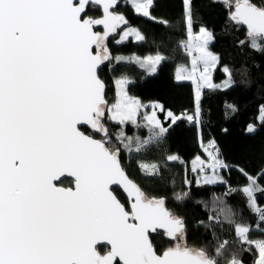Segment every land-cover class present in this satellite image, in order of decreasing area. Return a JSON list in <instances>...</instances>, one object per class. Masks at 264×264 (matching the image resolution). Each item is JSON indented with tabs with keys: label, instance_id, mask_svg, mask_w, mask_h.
Wrapping results in <instances>:
<instances>
[{
	"label": "snow or ice",
	"instance_id": "1",
	"mask_svg": "<svg viewBox=\"0 0 264 264\" xmlns=\"http://www.w3.org/2000/svg\"><path fill=\"white\" fill-rule=\"evenodd\" d=\"M214 2L225 9L229 24L246 30L239 44L247 42L264 52V2ZM118 3L0 0V264H244L239 254H229V241L217 236L215 228L222 223L232 226L234 242L253 256L251 264H264V208L257 206L255 196L264 193L258 183L264 170L257 177L241 170L248 183L225 193L239 191L247 198L262 238H252L250 226L234 219L231 207L213 209L217 215L200 222L218 241L211 253L190 245L185 220L166 207L163 197L150 196L128 176L122 150L139 153L153 142L162 143L168 127L157 112L166 111L162 105H152L151 114L141 111L147 106L129 95L127 76L115 79V95L109 99L102 66L125 61L113 56L109 37L129 23L114 11ZM182 3V47L191 67L178 68L176 79L195 86V111L182 117L171 111L166 115L169 124L186 119L199 125L202 89L220 87L212 82L220 58L209 50L214 34L204 27L193 30L192 0ZM130 4L137 15L155 19L154 0ZM90 8L102 9V15H89ZM130 35L144 40L129 27L115 43ZM164 59L158 53L128 62L153 73ZM223 70L228 74L223 87H230L231 73ZM259 111L264 123V106ZM110 125L119 130L113 134ZM128 125L146 129L147 139L127 135ZM247 130L254 132L255 127ZM205 151L211 162L197 157L192 166L194 173H203L197 186L226 184L218 169L227 165ZM167 160L179 158L169 155ZM140 168L147 176L160 172L156 164L142 163ZM187 196L177 193L175 199L180 202ZM161 238L170 242L168 247L158 248L155 241Z\"/></svg>",
	"mask_w": 264,
	"mask_h": 264
},
{
	"label": "trees",
	"instance_id": "2",
	"mask_svg": "<svg viewBox=\"0 0 264 264\" xmlns=\"http://www.w3.org/2000/svg\"><path fill=\"white\" fill-rule=\"evenodd\" d=\"M254 2L260 4L264 0ZM116 12L124 15L129 23L122 26L118 34L109 37L113 56L125 57V61L119 64L113 61L112 64L102 66L101 75L108 84L109 99L114 97L115 79L124 75L131 80L128 85L129 95L142 103H158L177 116L193 114V86L187 81H175L174 76L175 69L180 65H188L190 60L182 47V42L186 40L182 0H154L151 15L155 19L137 15L128 3H119ZM192 12L193 30L197 31L203 26L215 36L209 49L220 59L212 74L213 82L221 83L226 78L223 72L226 67L231 73V87L226 90L215 88L202 91L199 125L188 124L183 120L169 124L164 120V112L159 113L162 122L168 127L163 142H153L139 153L122 150V163L128 176L146 193L163 197L166 207L185 220L189 244L198 248L206 247L211 253L218 241L212 237L213 230L203 227L200 222H207L209 215H217L213 209L231 207L235 212L234 219L248 224L252 229L250 236L254 239L262 238L256 229L258 217L248 207L247 198L239 191L231 195L225 193L229 188L240 189L248 183L241 170L253 177L260 176L264 170V123L257 120L259 109L264 106V52L253 50L247 42L239 44V41L246 39V30H236L229 24L225 9L214 0H192ZM89 15L99 18L101 13L98 8H90ZM127 27L136 28L144 40H128L116 44L115 40ZM158 53L165 59L154 74H148L136 63L128 62L132 57L144 59ZM251 124L255 131L250 133L247 127ZM125 128L132 131L129 126ZM118 130V126L110 125L113 134ZM209 141L214 142L218 157L227 165L222 170L226 185L197 186L195 180L186 173L191 160L203 155L201 143ZM172 154L177 155L179 161L169 162L167 157ZM141 163L156 164L160 169L159 174L145 175L140 168ZM186 180L191 181L190 186L185 183ZM258 183L264 188V177ZM117 191L123 201L125 197ZM184 192L188 196L177 202L176 194ZM255 196L257 206L264 208V193L257 192ZM220 218L224 220L223 215ZM215 232L220 240L229 241V254L237 253L244 264H251L253 256L241 252V246L234 242L232 226L222 223L215 228ZM155 243L158 248H165L170 242L161 238Z\"/></svg>",
	"mask_w": 264,
	"mask_h": 264
},
{
	"label": "rangeland",
	"instance_id": "3",
	"mask_svg": "<svg viewBox=\"0 0 264 264\" xmlns=\"http://www.w3.org/2000/svg\"><path fill=\"white\" fill-rule=\"evenodd\" d=\"M120 3V2H119ZM122 3H128V5L129 6H131V4H130V0H122ZM201 27H203V26H201ZM201 27H199L198 28V30L196 31V32H199V29L201 28ZM127 28H129V27H127ZM127 28H125L124 30H127ZM131 28H133V27H131ZM205 28V27H204ZM136 29V28H135ZM123 30V31H124ZM137 30V29H136ZM122 31V32H123ZM122 32L119 34V36H118V38L117 39H119L120 38V35H122ZM116 39V40H117ZM128 40H132V41H134V42H139L136 38H135V36H132V35H130V36H128L127 37V39H125L122 43H124V42H126V41H128ZM212 43V42H211ZM210 43V44H211ZM210 50V49H209ZM211 51V50H210ZM215 54V53H214ZM153 56H155V55H153ZM147 57H149V56H147ZM147 57H145L144 59H146ZM191 59V58H190ZM137 66L141 69V70H144V71H146L148 74H154L155 72H153V73H150V72H148L145 68H142V67H140L138 64H137ZM159 65H157L156 66V69H157V67H158ZM181 66H184V67H188V68H190L191 67V65H190V60H189V64L188 65H180V66H178L176 69H175V73H174V76H175V81H177V82H182V81H187V80H182V81H178L177 79H176V75H177V71H178V68H180ZM224 69V68H223ZM223 72H224V70H223ZM225 73V72H224ZM212 74H213V72H212ZM225 75H226V78L224 79V80H222L221 81V83H217L216 85H218V86H220V87H217V89H221V90H226V89H228V88H230V87H223V85L225 84V82L228 80V74L227 73H225ZM187 82H190V81H187ZM212 82H213V77H212ZM191 83V82H190ZM214 83V82H213ZM192 84V83H191ZM215 84V83H214ZM192 86H193V90L195 89V86L192 84ZM206 89H212V88H206ZM195 94V93H194ZM114 95H115V86H114ZM145 106H147V107H145L144 109H142L141 111L142 112H148L149 114H151V112H152V105H154V104H158V103H143ZM195 104V103H194ZM160 105V104H159ZM157 112H158V114L159 113H161V112H159V110L157 109ZM166 112L167 111H165L164 112V120L165 121H168V119H167V115H166ZM257 120L260 122L261 120H260V113H259V115H258V117H257ZM252 125V124H251ZM131 129H132V131L131 132H129V131H127L126 130V128H125V133L127 134V135H129V136H139L141 139H147V137H148V132H147V130L146 129H144V128H140V129H134L131 125H128ZM254 126V125H253ZM247 129H248V127H247ZM143 130L145 131V132H143ZM247 132H248V130H247ZM134 133H136L135 135H133ZM213 145H214V147H213ZM201 148H202V151H203V155H198V156H196L195 158H193L192 160H191V162H190V165H189V168H187V170H186V173H189V175L191 176V178H193L194 180H195V182L197 183V180L203 175V173H201V174H197V173H194L193 171H192V166H193V162L196 160V158L197 157H199L200 159H202V160H204L205 161V163L207 164V163H210L211 161H210V159H209V156H208V152H206L205 151V148H207L208 149V151L209 152H212L213 154H215V155H217L218 156V152H217V150H216V148H215V144H214V142H212V141H209V142H207V143H205V144H203V143H201ZM172 155H174V156H177V155H175V154H172ZM178 157V156H177ZM219 158V157H218ZM220 159V158H219ZM221 160V159H220ZM222 161V160H221ZM169 162H175V161H169ZM142 164V163H141ZM143 164H148V165H151V164H154V163H143ZM226 168H224V169H218V173L222 176V170H225ZM206 172H207V174L208 175H211L212 173H211V170L210 169H206ZM223 177V176H222ZM224 178V177H223ZM224 180H225V178H224ZM226 181V180H225ZM227 184V183H226ZM226 184H214V185H226Z\"/></svg>",
	"mask_w": 264,
	"mask_h": 264
},
{
	"label": "water",
	"instance_id": "4",
	"mask_svg": "<svg viewBox=\"0 0 264 264\" xmlns=\"http://www.w3.org/2000/svg\"><path fill=\"white\" fill-rule=\"evenodd\" d=\"M119 2H120V0H119ZM118 5H119V3H118ZM118 5H117V7L114 9V11H116L117 10V8H118ZM99 9V8H98ZM100 10V13H101V15H102V9H99ZM101 31H102V27L101 28H99ZM119 190V189H118ZM121 193H122V190H119ZM123 195V194H122ZM124 196V195H123ZM125 197V196H124Z\"/></svg>",
	"mask_w": 264,
	"mask_h": 264
},
{
	"label": "built area",
	"instance_id": "5",
	"mask_svg": "<svg viewBox=\"0 0 264 264\" xmlns=\"http://www.w3.org/2000/svg\"><path fill=\"white\" fill-rule=\"evenodd\" d=\"M120 3H122V0H120ZM184 115H186V114H184ZM184 115H180V117H182ZM187 115H191V114H187ZM180 120H183V121L187 122L188 124H192L191 122L187 121L186 119H180Z\"/></svg>",
	"mask_w": 264,
	"mask_h": 264
},
{
	"label": "crops",
	"instance_id": "6",
	"mask_svg": "<svg viewBox=\"0 0 264 264\" xmlns=\"http://www.w3.org/2000/svg\"><path fill=\"white\" fill-rule=\"evenodd\" d=\"M204 89H206V88H203L202 91H203Z\"/></svg>",
	"mask_w": 264,
	"mask_h": 264
}]
</instances>
